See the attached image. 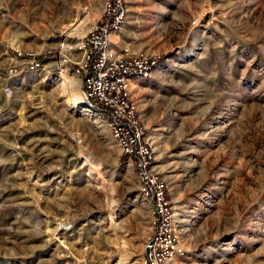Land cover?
<instances>
[{
    "label": "rangeland",
    "instance_id": "374dc122",
    "mask_svg": "<svg viewBox=\"0 0 264 264\" xmlns=\"http://www.w3.org/2000/svg\"><path fill=\"white\" fill-rule=\"evenodd\" d=\"M104 5L0 0V264H143L134 165L63 92L66 76L82 93L80 44ZM124 5L112 48L158 61L130 98L173 208L171 264H264V0ZM81 10L93 21L73 33Z\"/></svg>",
    "mask_w": 264,
    "mask_h": 264
},
{
    "label": "built area",
    "instance_id": "2783aa9c",
    "mask_svg": "<svg viewBox=\"0 0 264 264\" xmlns=\"http://www.w3.org/2000/svg\"><path fill=\"white\" fill-rule=\"evenodd\" d=\"M125 14L124 0H105L103 16L83 36L82 94L90 108L105 116L121 154L134 165L140 194L151 207L152 230L145 242L143 264H171L182 254L173 226V208L130 98L132 82L149 78L158 61L144 54L126 58L116 54L110 35L120 28ZM33 61L32 68L39 66Z\"/></svg>",
    "mask_w": 264,
    "mask_h": 264
},
{
    "label": "bare ground",
    "instance_id": "6f19581e",
    "mask_svg": "<svg viewBox=\"0 0 264 264\" xmlns=\"http://www.w3.org/2000/svg\"><path fill=\"white\" fill-rule=\"evenodd\" d=\"M80 16L78 18V24L77 27L74 28L73 33H77L76 30L78 29H85L87 26H89L93 18L89 15L88 12L81 10L79 12ZM83 15V17H81ZM76 31V32H75ZM64 75V74H63ZM64 89L63 92L66 94L68 101L73 102L75 104L82 103L84 100L83 94L81 93V89L79 87V84L72 82L68 77H64ZM73 84V85H72ZM71 88L72 91L69 92L67 89Z\"/></svg>",
    "mask_w": 264,
    "mask_h": 264
},
{
    "label": "trees",
    "instance_id": "16d2710c",
    "mask_svg": "<svg viewBox=\"0 0 264 264\" xmlns=\"http://www.w3.org/2000/svg\"><path fill=\"white\" fill-rule=\"evenodd\" d=\"M97 107H99V106H97Z\"/></svg>",
    "mask_w": 264,
    "mask_h": 264
}]
</instances>
